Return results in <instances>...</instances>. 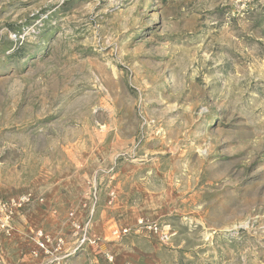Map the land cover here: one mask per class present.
<instances>
[{
  "label": "rangeland",
  "instance_id": "374dc122",
  "mask_svg": "<svg viewBox=\"0 0 264 264\" xmlns=\"http://www.w3.org/2000/svg\"><path fill=\"white\" fill-rule=\"evenodd\" d=\"M0 202V264H264V0H0Z\"/></svg>",
  "mask_w": 264,
  "mask_h": 264
},
{
  "label": "built area",
  "instance_id": "2783aa9c",
  "mask_svg": "<svg viewBox=\"0 0 264 264\" xmlns=\"http://www.w3.org/2000/svg\"><path fill=\"white\" fill-rule=\"evenodd\" d=\"M0 208L3 209L5 214H6V217L4 219H1V221L7 222V220L9 219V217L11 215L12 209L5 202H0ZM139 223H144L149 230L158 234L159 237L161 238V240L168 239V232L162 230L156 223H154V222L146 223V222H143L142 220H139ZM116 232H118V230L114 231V233H116ZM93 242H94V240H93Z\"/></svg>",
  "mask_w": 264,
  "mask_h": 264
}]
</instances>
